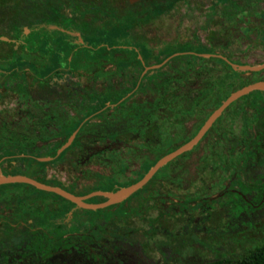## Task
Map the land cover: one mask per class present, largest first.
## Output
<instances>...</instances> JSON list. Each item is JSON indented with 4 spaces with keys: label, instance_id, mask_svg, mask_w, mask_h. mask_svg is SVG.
I'll return each mask as SVG.
<instances>
[{
    "label": "rangeland",
    "instance_id": "obj_1",
    "mask_svg": "<svg viewBox=\"0 0 264 264\" xmlns=\"http://www.w3.org/2000/svg\"><path fill=\"white\" fill-rule=\"evenodd\" d=\"M206 1L209 0H175L168 10L160 6V10L151 9L143 13L148 0H140L137 7L128 3L117 13L121 16L135 14L134 9L139 8L136 13L139 16L143 13L142 18L149 14L147 19L140 18L135 23L138 24L137 33L148 44H155V41L162 39L181 40L183 36L192 39V34L200 36L201 31L196 30L194 25L201 23V9L205 7L201 5L200 9L197 3ZM22 2V7H28L31 0ZM12 3L18 7L19 0H12ZM234 3L232 47L226 45L227 34L218 32V39L223 45L219 42L214 49L230 57L232 62L260 64L264 61L262 38L247 39L243 38V34L252 33L253 24L264 26V0H234ZM217 7L225 9L227 0ZM75 8L68 7V10L77 13ZM240 10L246 11V14ZM246 16L248 20H245ZM213 18L221 21V18ZM129 20L130 17H124L121 24H127ZM148 25L154 26L148 28ZM167 25H170L169 31H164ZM141 44L139 40L137 45ZM171 45H175L176 49L183 48L176 46L173 40ZM160 52L162 54L163 51ZM88 53V62L92 63L88 71L95 70L96 76L101 70L114 66L113 60L99 58L92 50ZM125 56L130 59L132 54L123 53L120 57ZM174 63L187 71L199 74L205 71L200 67L205 66L201 61L193 64L191 69H187L185 58L172 59L171 64ZM0 67L9 72L15 65ZM232 69H237L238 73L223 82L218 81L225 71L232 73ZM217 72L219 94L230 92L240 82L264 79V70L254 74L231 65H219ZM28 81L29 75L20 82L15 78L1 81L0 128L8 132L12 143L25 138L32 141L30 148L42 152L47 141H56V150L68 136L65 132L52 134L46 139L29 136L36 130L34 122L38 121L39 115H55L54 118L40 121L45 126H68L86 112L76 110L72 116L65 103L50 101L52 93ZM111 82L79 79L78 86L84 87L86 92L112 94L114 88L103 89L105 84ZM199 83L204 86L209 83V78H203ZM21 89L29 92V99L21 95ZM80 90L76 89V92L80 93ZM65 97V94L59 96L60 100ZM141 104L137 116L133 115V111L129 112L126 106L113 104L103 107L81 126L74 145L64 153L62 159L46 164L19 163V166L27 172L52 175L77 194L129 183L140 176L144 168L150 166V160L162 151V147L149 144L145 137L150 135L146 127L155 121V115L163 104L149 106L147 100ZM226 110L232 116L230 132L233 137L246 130V135L251 137L249 143L234 144V149L229 150L231 154L227 155L229 145L220 142L217 145L218 157L213 160L198 159L199 152L204 150L201 144L183 155L173 157L154 171L151 182L138 194L135 192V196L128 195L122 204L116 202L88 211L82 229L57 224L50 233L30 232L27 227L11 233L3 225L0 234L4 247L0 251V259L3 252L25 249L28 243L46 236L49 238L44 246L47 264H203L218 257H234L258 243L264 237V171H260L261 166L264 167V91L252 89L241 94L229 102ZM134 121H138L139 125L136 139L139 144L136 152H130L125 149L123 141L118 143L116 136L130 135L128 130ZM2 140L7 141L3 137ZM73 160L77 164L73 165ZM201 164L205 165L203 171ZM25 186L30 187L25 183L5 184L0 191V215L15 227H19L21 222L10 220L15 201L9 194L19 189L28 190ZM234 192L241 194L244 200H239ZM63 203V200L46 194L31 216L57 209ZM76 207L74 205L72 208L75 210ZM31 216L29 221H32ZM7 264L20 263L12 261Z\"/></svg>",
    "mask_w": 264,
    "mask_h": 264
},
{
    "label": "flooded vegetation",
    "instance_id": "obj_2",
    "mask_svg": "<svg viewBox=\"0 0 264 264\" xmlns=\"http://www.w3.org/2000/svg\"><path fill=\"white\" fill-rule=\"evenodd\" d=\"M22 1L25 0H19L17 7L13 5L12 0H0V65L28 63L33 65V70L10 76L9 72L5 73L6 70L0 67V83L9 78H15L20 82L27 75H29V80L34 77L53 81L52 102L65 103L68 106V113L73 116L76 110L84 112L91 110L90 92L78 86L79 79L111 80L112 82L105 84L103 89L109 85L110 88H114L113 93L120 94L131 80L179 79L180 83L177 88L165 90L162 97L163 105L159 104L162 105V109L155 115V121L146 127L150 135H147L145 140L149 144L162 147V151L166 152L190 138L208 114L224 98L220 97L223 93L219 94L217 84L213 81L217 78L219 58L227 62L232 60L214 48L220 42L218 32L227 34L226 45L232 47L234 0H227L225 9L217 7L223 0L198 2L200 9L201 5L205 7L201 9V23L194 25L196 30L201 31L200 36L192 34V39H187L185 36L181 40L172 39L176 46L183 48H175L171 52L167 51L175 45H171L170 38L155 41V44H148L146 39L137 33L138 24L135 21H139L140 18L147 19L149 14L143 18L142 15L151 9L160 10V6L164 10L170 9L171 3L175 0H148L141 16L136 13L139 8L134 9L135 14L133 12L121 16L117 13V10L128 3L137 7L140 0H31L28 7H22L24 4ZM68 7H76L77 13L68 10ZM127 16L130 20L127 24H121L122 18ZM214 16L221 18V21H217L213 18ZM245 20H248L247 16ZM149 26L154 25L147 27ZM169 28L170 25H167L164 31H169ZM251 34L245 32L243 38L258 37L264 42V35L250 36ZM139 40L142 43L140 46L137 45ZM220 44L223 45L222 42ZM91 50L99 58L113 60L112 69L101 70L98 76L95 70L88 71V66L92 64L88 62L90 58L88 52ZM160 50L163 51L162 54ZM73 53H77V66H74ZM123 53H130L132 57L130 59L128 56L120 57ZM175 54H181L180 59H186L188 55L195 56L189 57L191 63L187 65V69H191L195 61H199L198 57H203L200 61L205 66L200 65V67L205 71L199 74L187 71L186 68H181L175 63L171 64L172 56ZM157 63H159L157 66H151ZM140 64L141 69L139 70ZM154 68H159L160 71H153ZM164 71H166L165 74ZM203 78H209V83L204 86L199 83ZM187 81L190 82L187 83ZM41 85L36 84L40 88ZM137 85L136 82L131 91H124V95L131 92V105L135 116L138 114L141 101L147 100L149 106H154L156 100L154 92L146 96V99L142 98L145 93H141L144 91H140ZM80 88L82 90L77 93L76 89ZM101 93L106 94V92ZM61 94L66 95L62 100L59 98ZM105 103L106 106L114 104L111 100ZM227 105L211 121L196 142L187 150L175 155L174 158L201 144L204 145V150L199 152L198 159L213 160L218 157L217 145L220 142L229 145L227 155L231 154L229 150L234 149V144L249 143L251 137L246 135V130L236 138L231 134L232 116L226 113ZM86 114L83 118L87 116ZM34 123L40 124L41 122L35 121ZM220 127L221 130H219ZM128 131L130 135L116 136V140L118 143L123 141L126 150L136 152L139 144L136 140L139 133L138 121H134ZM204 169L205 165L201 164V170ZM260 171H264V167L261 166Z\"/></svg>",
    "mask_w": 264,
    "mask_h": 264
},
{
    "label": "trees",
    "instance_id": "obj_3",
    "mask_svg": "<svg viewBox=\"0 0 264 264\" xmlns=\"http://www.w3.org/2000/svg\"><path fill=\"white\" fill-rule=\"evenodd\" d=\"M243 12L242 10H240ZM252 28V35L255 34L259 36L260 34L264 35V26H251ZM245 34V32H244ZM243 34V35H244ZM68 49V48H67ZM70 49V48H69ZM175 48L169 49L167 52L173 51ZM202 50V49H201ZM77 53H73V59H74V66H77ZM182 55L181 54H175L172 56V59H178ZM186 56V55H185ZM194 55H188L186 56V65H190L191 61L189 57H193ZM195 57V56H194ZM199 61L203 59V57H198ZM199 61H195L196 63ZM219 65H225L229 66V62L224 60L223 58H219L218 66ZM13 66V65H12ZM9 71L10 76H14L15 74H19L21 72H30L33 70V65L28 63L18 64L15 65V67H12ZM141 69V64L139 65V70ZM260 70H264V67L252 70L250 73H257ZM52 71V70H50ZM49 71V72H50ZM153 71H160L159 68H154ZM232 73L225 71L223 73V76L219 77L218 81L223 82V80L228 79L231 77V75H236L238 73L237 69H232ZM8 71H5V73ZM218 77V76H217ZM53 81H47L37 78H31L28 83L29 84H42L41 88L47 91L49 94L52 92V85ZM137 82V86L140 91H144L141 93H145V95H141L142 98L146 99L147 94L153 93L155 94V105H159L163 103L162 97L164 96V92L166 89L170 88H176V86H179L180 80L179 79H154V80H146V79H140L138 81L131 80L129 81V85L123 89L122 94L115 92L113 94H105L103 95L101 92L91 91L90 92V104H91V110L86 112L85 118H83V115H81L76 121H74L72 124L68 126L63 125H55V126H45L44 123L36 124L35 125V132L29 136L31 137H37L40 139H46L50 137L52 134L65 132L66 135H68L74 128L76 129V132L73 136L72 141L65 146L59 153L55 154V147L58 145L56 141H47L45 143V149L42 152H38L32 148H30V144H32L31 140H26L25 138L20 139L18 142H11V137L8 132L4 130L3 127L0 128V173H24L31 177H34L35 179H38L42 182L50 183V184H56L59 185L69 191L70 186L64 184L56 177L50 175L46 176L44 173H31L27 172L26 170L22 169L19 166V163L23 164H46V163H52L58 159H62L64 156V153L74 145V139L81 131V126L92 116L99 113V111L105 107L107 104L105 103L108 100H111L116 105L120 106H126L127 110L129 112L133 111V107L131 105V98L130 93L124 95L125 90H130L133 87L134 83ZM249 81H243L238 84V86H241ZM213 83H217V78ZM210 87V85H208ZM108 87H110L108 85ZM227 92L220 95V97H225V94ZM21 95L25 99H29L30 95L29 92L25 89H21ZM123 95V96H121ZM44 98V97H43ZM127 98L125 101L124 99ZM47 101V100H46ZM50 101L52 99L50 98ZM145 101V100H144ZM142 102V101H141ZM139 104L138 108L140 109L142 104ZM45 103V102H43ZM121 110L119 111V113ZM38 115V114H36ZM55 115L53 113L51 114H45V115H39L38 121H45L50 118H54ZM3 121V118H2ZM7 132V133H6ZM2 137L7 139V141H3ZM51 151V152H50ZM166 151H161V153L158 155L165 153ZM51 155L52 157L48 160H39L37 156L42 155ZM157 156V157H158ZM156 157V158H157ZM150 160V165L155 161V159ZM147 160V159H144ZM148 161V160H147ZM168 162V161H167ZM8 163V165H6ZM73 165L77 164L74 162V160L71 162ZM149 166V165H148ZM144 168L143 172L148 168ZM15 169V171H12V169ZM142 175V174H141ZM140 175V176H141ZM155 174H152L151 177L139 188L134 190L129 196L133 197L136 194H138L143 188H145L152 180ZM138 176V177H140ZM138 177H135L133 180L137 179ZM131 180V181H133ZM129 181V182H131ZM12 183H25L28 184L30 187H26L28 190L19 189L14 192H11L9 194V197L15 201V204L12 209V213L10 220L21 222L19 227H15L8 221L6 218L0 215V233H1V227L4 225L7 228L8 232L13 233L14 231H21L23 228L29 229L30 232L35 231H43V232H52L55 228V226L58 224L61 227L65 226H73L74 228L82 229L84 228V222L85 217L87 215V212L92 210L91 208H83V207H76L74 210L72 207L75 205L73 202L69 201L68 199L58 195L57 193H54L52 191H47L43 189L36 188L32 184L26 183V182H6V183H0V191L5 187V184H12ZM128 183V182H126ZM124 183V184H126ZM115 187L107 186L105 189H114ZM136 192V194H134ZM76 193V192H73ZM86 193V192H85ZM235 195L239 200H244V198L239 194L238 192H234ZM52 195L55 196L61 200L64 201L63 204H61L57 209L50 210L48 209L45 213H41L39 216H31V213L33 210L37 209L39 204L43 201L44 195ZM77 194V193H76ZM134 194V195H133ZM30 195H33L31 199H29ZM130 197V198H131ZM103 198L101 195H92L87 197L85 200L87 201H99ZM126 199V198H124ZM123 199V200H124ZM121 200L120 204H122ZM119 204V205H120ZM110 205V204H109ZM104 207V206H103ZM108 207V205H107ZM100 208V207H98ZM95 208V209H98ZM106 209V208H105ZM102 212V211H101ZM118 212H121L118 211ZM69 213V215H67ZM31 216L32 221L29 222L28 218ZM22 221H24L22 223ZM19 225V224H18ZM36 228V229H34ZM39 229V230H38ZM2 235L0 234V251H3V245H2ZM49 238L43 237L41 240H38L33 243H28L25 246V249H17L15 252H3V257L0 259V264H7L8 262H14V263H25V264H47V260L45 257L46 252H44V246L45 242H48ZM2 248V249H1ZM203 264H264V237L256 244H254L251 247H248L244 252H242L239 255H236L234 257H218L213 260L204 262Z\"/></svg>",
    "mask_w": 264,
    "mask_h": 264
},
{
    "label": "water",
    "instance_id": "obj_4",
    "mask_svg": "<svg viewBox=\"0 0 264 264\" xmlns=\"http://www.w3.org/2000/svg\"><path fill=\"white\" fill-rule=\"evenodd\" d=\"M157 64H153L151 66H157ZM229 64L233 67L240 68V69H247V70H257L264 67V61L260 64L250 65L245 63H237L229 61ZM252 89H258L264 91V79L253 80L247 82L237 88L231 90L221 101L220 103L208 114L206 119L203 121L201 126L196 130V132L188 138L186 141L178 144L173 149L161 154L158 156L155 161L142 173L140 177L137 179L118 186L114 189H93L86 193L76 194L73 193L59 185L50 184L46 182H42L34 177H31L24 173H0V183L6 182H26L32 184L36 188L52 191L57 193L58 195L68 199L69 201L73 202L76 206L83 207V208H91L95 209L98 207H103L112 203L119 202L130 195L134 190L141 187L154 173V171L161 166L162 164L166 163L170 159H172L175 155L181 153L184 150L190 148L198 139V137L202 134V132L207 128V126L211 123V121L220 113V111L233 99L238 97L241 94H244ZM76 128H74L66 137V139L56 148L55 154L59 153L65 146H67L74 133ZM52 156L51 155H44V156H37L39 160H48ZM92 195H101L103 198L99 201H87L85 200L87 197Z\"/></svg>",
    "mask_w": 264,
    "mask_h": 264
}]
</instances>
